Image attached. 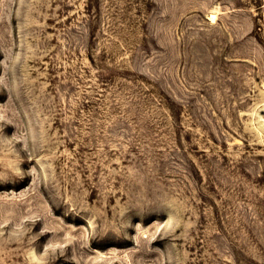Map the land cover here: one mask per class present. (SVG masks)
Wrapping results in <instances>:
<instances>
[{"label": "rangeland", "instance_id": "rangeland-1", "mask_svg": "<svg viewBox=\"0 0 264 264\" xmlns=\"http://www.w3.org/2000/svg\"><path fill=\"white\" fill-rule=\"evenodd\" d=\"M0 264H264V0H0Z\"/></svg>", "mask_w": 264, "mask_h": 264}, {"label": "bare ground", "instance_id": "bare-ground-1", "mask_svg": "<svg viewBox=\"0 0 264 264\" xmlns=\"http://www.w3.org/2000/svg\"><path fill=\"white\" fill-rule=\"evenodd\" d=\"M211 18L214 20L216 18L215 12L211 15Z\"/></svg>", "mask_w": 264, "mask_h": 264}]
</instances>
